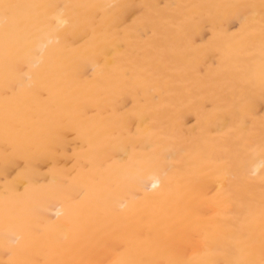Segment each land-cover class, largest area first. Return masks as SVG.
Segmentation results:
<instances>
[{"label":"bare ground","instance_id":"bare-ground-1","mask_svg":"<svg viewBox=\"0 0 264 264\" xmlns=\"http://www.w3.org/2000/svg\"><path fill=\"white\" fill-rule=\"evenodd\" d=\"M0 264H264V0H0Z\"/></svg>","mask_w":264,"mask_h":264},{"label":"snow or ice","instance_id":"snow-or-ice-1","mask_svg":"<svg viewBox=\"0 0 264 264\" xmlns=\"http://www.w3.org/2000/svg\"><path fill=\"white\" fill-rule=\"evenodd\" d=\"M3 7L7 10L10 6L9 5H3Z\"/></svg>","mask_w":264,"mask_h":264}]
</instances>
